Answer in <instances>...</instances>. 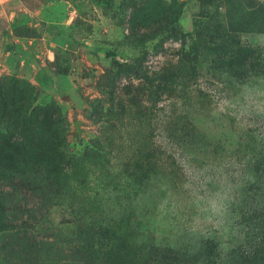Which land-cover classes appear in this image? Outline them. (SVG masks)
I'll use <instances>...</instances> for the list:
<instances>
[{
    "label": "rangeland",
    "instance_id": "1",
    "mask_svg": "<svg viewBox=\"0 0 264 264\" xmlns=\"http://www.w3.org/2000/svg\"><path fill=\"white\" fill-rule=\"evenodd\" d=\"M254 4L0 0V264H195L144 238L201 236L222 245L215 264H264L260 238L249 257L225 255L244 159L199 139L214 119L241 143L264 139ZM218 71L245 84L225 94L207 80Z\"/></svg>",
    "mask_w": 264,
    "mask_h": 264
},
{
    "label": "trees",
    "instance_id": "2",
    "mask_svg": "<svg viewBox=\"0 0 264 264\" xmlns=\"http://www.w3.org/2000/svg\"><path fill=\"white\" fill-rule=\"evenodd\" d=\"M250 14L255 15H264V4H254L250 9ZM213 31L208 27L204 26L202 34L206 38L213 36ZM238 43V41H237ZM242 45V43H241ZM264 46L250 49L251 51H258ZM207 59V58H206ZM255 60V59H254ZM258 71H254L251 74V81H257L259 79L264 80V60L260 59ZM228 71V70H227ZM217 72L208 73L210 75L207 80H213L218 86L222 87V92L227 94L228 92H236L237 88L239 89L240 85H243L241 78L243 74H240V79L237 77V74L233 72ZM238 84V85H237ZM218 121L219 130L213 133V136L209 135L207 132L203 133L199 139H201V147L207 150L209 147H222L226 148H235L237 152L233 153V157H237L241 160L240 154L244 159L243 170L246 174V180L243 181L242 185L238 190V197L231 200L227 207V217L228 221L231 223L230 231L235 233L234 244L231 248L227 249L226 256L247 255L248 257L252 254V241L251 237L257 241L260 238V241L264 239V139L256 143H241L240 141L244 138L241 137V140L234 139V137L229 136V133L232 132V128L228 129L229 126L223 124L221 119H214ZM202 120L199 121L201 124ZM207 125L205 119L202 122V126ZM200 135V134H199ZM198 137V135H196ZM202 137V138H201ZM232 138V139H231ZM249 138V137H248ZM250 139V138H249ZM184 149H188V153H194V144L188 143L185 139L182 144ZM191 149V150H190ZM197 152V150H195ZM226 153H229L227 151ZM147 235V234H146ZM147 242L152 243V245L159 247L162 251H167L172 255L177 256H188L187 261L193 260L195 264H215L214 254L218 255L217 251L222 252V245L216 238L210 236H201L199 238H194L195 244H188L184 246L179 245H167L160 247L159 241L157 239L146 237L144 238ZM148 239V240H147ZM259 250L257 251V253ZM264 252V251H263ZM262 252V253H263ZM261 254L252 255L251 258H261ZM264 259V255H263Z\"/></svg>",
    "mask_w": 264,
    "mask_h": 264
},
{
    "label": "water",
    "instance_id": "3",
    "mask_svg": "<svg viewBox=\"0 0 264 264\" xmlns=\"http://www.w3.org/2000/svg\"><path fill=\"white\" fill-rule=\"evenodd\" d=\"M76 126H78V123H76Z\"/></svg>",
    "mask_w": 264,
    "mask_h": 264
}]
</instances>
